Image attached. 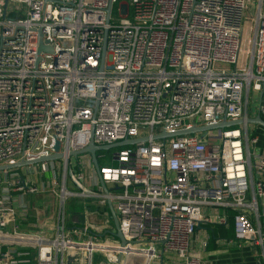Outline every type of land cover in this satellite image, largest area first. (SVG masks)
<instances>
[{"label": "built area", "instance_id": "built-area-1", "mask_svg": "<svg viewBox=\"0 0 264 264\" xmlns=\"http://www.w3.org/2000/svg\"><path fill=\"white\" fill-rule=\"evenodd\" d=\"M252 93L264 119V0H0V166L63 154L2 172L0 264H206L192 238L230 213L229 242L264 256L261 134L245 123L153 139L246 122ZM141 137L97 166L71 156ZM46 193L54 232L21 230L24 197ZM80 196L112 202L125 243L106 224L66 225Z\"/></svg>", "mask_w": 264, "mask_h": 264}, {"label": "crops", "instance_id": "crops-1", "mask_svg": "<svg viewBox=\"0 0 264 264\" xmlns=\"http://www.w3.org/2000/svg\"><path fill=\"white\" fill-rule=\"evenodd\" d=\"M257 132L262 133L261 134V140L257 144H259L263 141L264 143V130L261 127H258L256 129ZM260 152L264 151L263 144L258 147ZM256 179L264 180V173L263 174H256ZM43 180L47 181L43 177ZM42 179L36 178V182L40 183ZM39 195H26L25 201L28 203V210L26 212V215L24 216H18V224L20 226V229L23 231H49L50 233H53L54 231L52 228H54L55 224L58 222L59 213L56 214L55 211L51 212V214L48 213V209L42 210L37 209L39 206L35 207V201L34 199L38 197ZM249 197H253V194L250 192ZM34 202V204H33ZM260 203V211L261 216L264 208V199ZM108 209L109 206L106 204ZM31 210V212H30ZM101 212L100 210H95L88 214L85 218L81 226L83 227L86 223V220H90V215L93 213ZM110 212V209H109ZM46 213V217H43V215ZM40 214H42V218H40ZM111 215V212H110ZM112 217V215H111ZM254 223L257 224L258 221L256 219V216L252 215L250 216ZM230 219V214H229ZM231 226L229 229L232 231V236L228 239H221L220 237L216 238L214 236L213 231L210 229V225H200L197 228V233L195 236L196 243L193 245V250H196V245L200 248L197 252H202L205 257V263L206 264H264V256L262 254V249L257 248L256 250L254 247H251L249 245L247 246H238L236 243H230L229 241L233 239L234 237V228H233V219L230 220ZM261 226H264V219L261 217L260 219ZM100 225V224H99ZM212 226V225H211ZM69 228H73L71 226H68ZM204 237H203V235ZM207 240L208 245L206 248H202L201 241ZM259 253V254H257ZM33 264V263H29Z\"/></svg>", "mask_w": 264, "mask_h": 264}, {"label": "rangeland", "instance_id": "rangeland-1", "mask_svg": "<svg viewBox=\"0 0 264 264\" xmlns=\"http://www.w3.org/2000/svg\"><path fill=\"white\" fill-rule=\"evenodd\" d=\"M20 12L22 14L24 13V7L23 6H15L14 7V13H20ZM249 99H250V103H249V107H248V114H249V116H257L258 115V109H257L258 95L256 93H252L250 95ZM249 128H250V133L252 135V134H254L252 132L255 129H257L258 126L250 124ZM255 133L262 134L259 132H255ZM216 141H218V140H212V142H216ZM262 144L264 146L263 141L259 144V146ZM259 146L258 145L255 147L251 146V150L260 152L259 150H256V149H258ZM113 152H114V150L111 149V150L103 151L102 153L109 156V155H112ZM261 152H263V151H261ZM102 153H101V151L98 152V154H102ZM78 158L80 160H83L86 158L92 159V156L90 154L86 153V154L79 155ZM105 162H108V161H105ZM253 163H255V158L253 159ZM108 164H110V163H108ZM34 169H35V167L29 168L28 171L32 172V171H34ZM51 172L52 171L45 173L43 175V177L47 180H51L52 179ZM1 175H3L2 172H0V176ZM34 201H35V207L39 206L37 209H42V210L48 209L49 214H51V212H53V211H55L56 214L59 213L58 197L52 193L39 194V196L36 197L34 199ZM33 204H34V202H33ZM95 210H100L101 212L93 213L92 215H90L91 222H93L94 224H100V225L106 224V225H104V227L107 226L108 230H110V231H111V229L115 228L114 220L112 219V217L110 215V212H109L107 205L105 203H103L101 201V199H99V198L88 199V198H84L83 196L70 198L66 201L65 214H62L61 217L62 218L64 217V220H65V223L67 226H71L73 228H76L78 226H81V224L84 221V218L88 214H90L91 212H93ZM30 212H31V210H30ZM41 215L42 214H40V216ZM43 217H46V213L43 215ZM40 218H42V216ZM196 233H197V230H196ZM202 235H203V233H202ZM203 237H204V235H203ZM194 239H195V237L192 238L193 245L195 244ZM103 240L104 239L102 237L99 239V241H103ZM196 250L197 251L200 250V248L197 245H196Z\"/></svg>", "mask_w": 264, "mask_h": 264}, {"label": "water", "instance_id": "water-1", "mask_svg": "<svg viewBox=\"0 0 264 264\" xmlns=\"http://www.w3.org/2000/svg\"><path fill=\"white\" fill-rule=\"evenodd\" d=\"M111 10H112V5L110 4L108 7V12H111ZM39 50L40 51H46V52H52L53 49L41 42ZM105 52H106V47H105V43H104L103 57L105 56ZM103 67H104V63L101 66V69H103ZM245 123L248 125L253 124V125H256V126L264 129V119L260 115H257L255 117L248 118L246 120V122L244 120H237V121H226L225 120L219 124L212 125V126L193 127L190 129L180 130V131L175 132V133H161V134L154 136L153 139H166L168 137L194 134V133H198V132H202L204 135L209 130H221V129L226 128V127L240 126V125H243ZM148 140H149L148 137H141V138H135V139H126V140H122L120 142H117L114 144H108V145H97L96 143L91 141L85 148L77 150V151H73L71 153V156L78 157L81 154H86V153L90 154L92 156V161H93L94 165L97 166L98 160H97L96 154L99 151H106V150H111V149H116V148L134 146L138 143L147 142ZM58 149H59V144H57L55 147L56 151H58ZM62 157H63V154H60L57 152L56 154L41 157V158H38L35 160H21L19 162H16L15 164L1 165L0 166V172H3L5 170L16 169V168L29 167V166H33L35 164H39L41 162L57 161V160L61 159ZM104 188L106 189L105 185H104ZM108 206H109V209H110V212L112 215V219L114 220L116 235L121 240L122 243H125L123 236L120 232L119 220H118V217L116 215V212L113 208V204L111 201H108Z\"/></svg>", "mask_w": 264, "mask_h": 264}, {"label": "trees", "instance_id": "trees-1", "mask_svg": "<svg viewBox=\"0 0 264 264\" xmlns=\"http://www.w3.org/2000/svg\"><path fill=\"white\" fill-rule=\"evenodd\" d=\"M123 148L124 147L116 148V149H113V150L114 151L115 150H121ZM102 152L103 151H101V153ZM231 219H233V214L232 213H230V219H229L228 225H218V224L217 225H212V226L210 225V229L213 231L214 236L216 238L220 237L221 239H228V238H230L232 236V231L229 229V227L231 226V223H230Z\"/></svg>", "mask_w": 264, "mask_h": 264}]
</instances>
